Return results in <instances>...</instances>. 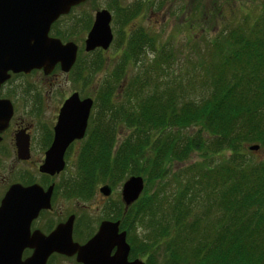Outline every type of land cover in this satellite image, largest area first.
I'll use <instances>...</instances> for the list:
<instances>
[{"label": "trees", "instance_id": "obj_1", "mask_svg": "<svg viewBox=\"0 0 264 264\" xmlns=\"http://www.w3.org/2000/svg\"><path fill=\"white\" fill-rule=\"evenodd\" d=\"M211 1L212 11L221 15L227 0ZM259 3L260 13L217 32L200 50L209 57L199 65L205 76L197 94L189 95L179 83L172 86L174 81L149 88L146 74L165 71L162 60L171 57L166 48L140 69L143 79L125 81L122 65L114 69V81L125 83L122 103H115L112 79L96 89L93 123L103 120V154L85 168L100 170L102 178L119 179L128 170L145 178L141 196L126 212L121 203L118 218L134 246L136 238L134 251L146 264H264V159L246 156L255 152L252 144L264 151V0ZM138 11L128 10L122 23ZM154 43L143 29L133 31L123 62L140 59ZM121 124L129 132L112 154ZM190 127L196 131L181 132ZM193 152L203 160L174 172V189L166 190L170 163ZM213 156L219 160L208 161ZM149 183L161 186L150 190Z\"/></svg>", "mask_w": 264, "mask_h": 264}, {"label": "flooded vegetation", "instance_id": "obj_2", "mask_svg": "<svg viewBox=\"0 0 264 264\" xmlns=\"http://www.w3.org/2000/svg\"><path fill=\"white\" fill-rule=\"evenodd\" d=\"M61 17L63 15L51 24L50 31ZM87 32L88 28L84 31L85 35ZM84 33L80 34V42L61 39L62 42H73L77 46L76 59L69 72L79 64V44L82 41L83 50L91 52L85 49L87 37L83 38ZM56 70L69 73L63 72L59 64H56L49 73H45L43 68H33L29 72L8 71V78L0 83V207L6 206L2 223H28V234L20 227L18 237L26 239V242L20 239V246H13L14 251L7 252L10 255L19 253L20 264H24L35 250L42 248L41 244L35 245L32 241L42 235H50L59 225L72 223V241L84 245L94 236L102 221H117L120 213L121 192L120 196L112 198L114 190L111 187L109 195L99 191L101 185L98 187L101 198L107 201L103 213L86 210L87 207L80 201L82 197L76 196L83 194L85 200L93 196L92 193L89 195L87 189L85 165L95 163L103 154L100 148L103 143V126L101 123L90 124L91 115L83 136L73 139L65 148L62 155L63 169L42 170L55 139L60 110L65 101L77 92L80 100L91 97L95 104L94 96H89L81 89L65 91V81L56 74ZM70 164H75L73 172L67 171ZM79 180L82 181L81 185ZM83 183L86 187L82 186ZM120 225L118 231L126 232ZM10 239L15 240V237ZM126 241L130 248L127 260L139 258L145 262V257L135 254V246L129 236H126ZM115 251L116 247H113L109 256H113ZM44 264L85 263L78 260L77 253L66 254L54 250L48 252Z\"/></svg>", "mask_w": 264, "mask_h": 264}, {"label": "rangeland", "instance_id": "obj_3", "mask_svg": "<svg viewBox=\"0 0 264 264\" xmlns=\"http://www.w3.org/2000/svg\"><path fill=\"white\" fill-rule=\"evenodd\" d=\"M211 3V0H86L83 4L73 8L68 14L61 17L53 26L50 35L59 37L63 41L72 39L80 42L82 40L80 34L84 33L89 27V22L91 24L95 11L106 8L112 15L110 25L113 33V41L106 50L97 51L96 49L89 53L83 50L84 41H82L79 44L81 50H79L78 54V66H75L68 74L61 72L60 74L59 70H56V74L62 76V80L65 81V85L67 86L65 91L81 89L84 93L89 94V96H94L95 103L96 89H98L106 78L108 80L112 79L113 81L111 83L115 88L114 100L116 104H120L125 99L122 97L125 83L123 82L121 84L120 81H114L112 76L114 69L122 65L124 73L122 76H125V81L135 75H141V79H143L144 77L140 69L151 63L158 50L166 48L171 57L167 60H162V68L165 67V71L162 72L160 70V74H158L159 71L157 69L151 74H146L148 76L146 78L147 83L150 84L149 88H154L156 84H160L163 81H174L175 83L172 82V86L179 83V85L187 89L189 95H194L195 92L197 94L201 88V75L203 74L205 76L204 70L199 65L201 64L202 58L206 59L205 57H209L206 51L200 54V50L209 46L207 43L210 42L217 32L233 28L242 20L244 22L246 19L253 18L254 15L261 11L259 0H227L222 3V13L218 15L212 11ZM132 8H137L139 11L136 14L130 13L127 16V21H123L122 23L125 13ZM204 13L206 15H203ZM139 29H143L154 38V49L152 50L147 47L140 59L133 60L134 58L130 57V59L123 62L124 54L127 51L126 44L128 37L133 31ZM85 37L86 35L84 33L83 38ZM185 57H190L191 61L186 60ZM96 60L99 61V65L97 68H94L93 63H96ZM77 72H80V74ZM152 77L156 79L153 82H151ZM122 78L120 79L122 80ZM189 79L191 80V84L193 82L192 88L191 84H189ZM162 88H164V85ZM96 110L97 104H94L92 113H95ZM95 118L96 116H92L91 114L90 124L94 122ZM101 118L98 116L99 121ZM195 131V127H190L181 132L184 134H192ZM128 132L125 125L121 124L120 127H117L116 139L112 145V154L116 153L121 139ZM246 156L251 160H263L264 151H251ZM216 159L219 160V157L213 156L208 161L213 162ZM201 160H203L202 155L199 152H193L184 161L171 162L170 174L164 181L166 183L164 184L165 189L167 190L168 185L177 182L173 174L174 172H180L188 165ZM74 169L75 164H70L67 171L73 172ZM85 172L89 177V173L93 172V178H90V182L87 179L89 195L92 193L91 196H93H90L91 198L87 200L83 198V194L76 196L79 198L82 197L80 201H82L81 204L87 207L86 210L90 212L95 210L94 212L98 214L103 213L107 202L101 198L102 196L98 192V187L107 183L114 190L112 198H116L120 196L122 183L130 173L128 170L125 172L127 174L124 173L121 178L117 179L118 177L115 176L116 178L114 179L111 176L102 178L100 170L88 171L87 166ZM78 183L81 185L82 181L79 180ZM82 186L86 187L85 183ZM159 186L161 185L149 183L150 190H155ZM169 188L174 189L172 185ZM111 202H113L112 199ZM119 210H121V206ZM137 231L140 232V229ZM135 254L143 257L141 253L136 252Z\"/></svg>", "mask_w": 264, "mask_h": 264}, {"label": "water", "instance_id": "obj_4", "mask_svg": "<svg viewBox=\"0 0 264 264\" xmlns=\"http://www.w3.org/2000/svg\"><path fill=\"white\" fill-rule=\"evenodd\" d=\"M84 1L0 0V83L8 78V71L29 72L33 68H43L45 73H49L56 64L63 71H69L76 59L77 46L73 42L62 43L48 33L51 24L60 15L68 13L72 6ZM110 21L111 13L107 9L95 12L93 24L85 39L87 51L97 47L108 48L113 39ZM92 103L91 98L80 100L77 92L65 101L60 110L55 139L42 170L63 169V152L73 139L83 136ZM249 149L260 150L257 144L250 145ZM143 188L144 178L140 175H131L123 182L121 198L124 210L139 198ZM110 190L107 184L99 188L104 195H109ZM5 207H0V264H20L19 253L10 255L7 252H13V246H20V239L26 242V239L18 237L22 227L25 234H28V223H2ZM119 223V220L102 221L97 232L84 245L72 241V223L61 224L50 235H42L32 241V244H41L42 248H36L24 264H38L39 261L44 264L48 252L54 250L66 254L77 253L78 260L85 264H145L139 258L127 260L130 248L126 232L118 231ZM11 237H15V240ZM113 247H116V251L113 256H109Z\"/></svg>", "mask_w": 264, "mask_h": 264}]
</instances>
